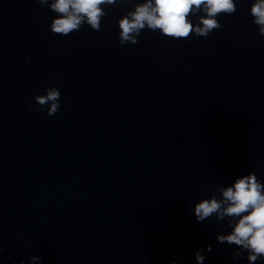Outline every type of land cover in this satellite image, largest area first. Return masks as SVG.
Instances as JSON below:
<instances>
[{
	"label": "water",
	"instance_id": "water-1",
	"mask_svg": "<svg viewBox=\"0 0 264 264\" xmlns=\"http://www.w3.org/2000/svg\"><path fill=\"white\" fill-rule=\"evenodd\" d=\"M123 11L64 36L39 0H0V264H197L207 244L204 264H247L191 206L264 177V36L242 3L207 37L121 45ZM50 85L51 116L29 105Z\"/></svg>",
	"mask_w": 264,
	"mask_h": 264
},
{
	"label": "clouds",
	"instance_id": "clouds-1",
	"mask_svg": "<svg viewBox=\"0 0 264 264\" xmlns=\"http://www.w3.org/2000/svg\"><path fill=\"white\" fill-rule=\"evenodd\" d=\"M246 3L247 13L264 36V0H39L54 15L49 23L51 32L70 35L87 25L100 31L103 21L116 7L124 11L116 18L118 43L136 44L142 30L158 32L173 39L190 35L207 37L220 29V17L233 15ZM26 58H30L26 57ZM61 90L47 86L29 101L30 107L51 116L62 107ZM197 222L215 218L226 225L216 233V241L232 248L233 261L264 264V177L255 170L234 175L230 182L217 185L208 195L195 200L191 206ZM212 245L199 247L194 253L197 264H204ZM4 249L0 247V253ZM28 259L13 260L12 264H43L44 257L25 253ZM169 264H178L171 260Z\"/></svg>",
	"mask_w": 264,
	"mask_h": 264
}]
</instances>
